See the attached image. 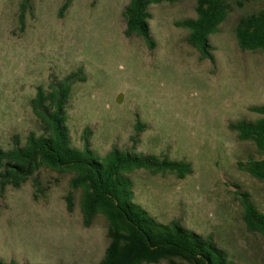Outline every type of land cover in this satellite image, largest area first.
Listing matches in <instances>:
<instances>
[{
  "label": "rangeland",
  "instance_id": "rangeland-1",
  "mask_svg": "<svg viewBox=\"0 0 264 264\" xmlns=\"http://www.w3.org/2000/svg\"><path fill=\"white\" fill-rule=\"evenodd\" d=\"M21 1L0 0V149H11L15 136L23 146L30 133H41L30 107L37 87L47 90L80 70L83 80L72 85L66 105L70 146L82 149L87 128L97 156L115 147L188 163L192 172L184 179L144 169L125 175L133 202L159 223L176 220L211 237L235 264H264V237L246 229L237 195L247 193L264 213V181L238 165L263 153L228 129L256 120L249 107L264 105V55L240 50L234 35L238 20L264 8V0H227L230 11L209 36L213 61L202 59L187 43L188 31L176 25L195 18L197 0L148 6L152 50L125 35L128 0H70L62 14L63 0H31L20 25ZM72 177L41 166L19 188H4L0 262L99 264L106 221L98 214L83 226Z\"/></svg>",
  "mask_w": 264,
  "mask_h": 264
},
{
  "label": "trees",
  "instance_id": "trees-1",
  "mask_svg": "<svg viewBox=\"0 0 264 264\" xmlns=\"http://www.w3.org/2000/svg\"><path fill=\"white\" fill-rule=\"evenodd\" d=\"M31 0L19 4L18 21L23 25L25 12ZM176 0H128L123 10L125 35H136L149 50L155 47L150 35L147 8L150 4L173 3ZM70 5L63 0L62 14ZM239 7L242 6L238 3ZM230 11L227 0H197L195 18L177 22L188 31L187 43L202 59L213 61L209 36L216 33ZM235 40L242 51L264 55V8L255 14L241 17L235 27ZM81 73H70L61 80L51 81L48 89L37 87L30 100L33 115L39 122L41 133H30L23 146L17 136L9 150L0 149V195L6 186L19 188L39 167L73 174L72 190H80L82 224L89 227L96 215L107 225V248L99 264H155L162 259L177 264L179 258L188 264H235L226 253L213 243L211 237H202L183 228L178 221L162 224L133 202L131 182L125 175L144 169L152 175L171 173L178 179L191 174L184 161H169L166 157L143 155L113 147L104 156L93 154L89 143V129L81 135L82 149L70 146L66 127V105L72 85L82 81ZM259 116L254 121H238L228 125L239 141L252 142L263 153L260 160H251L239 167L251 177L264 181V105L248 109ZM140 126H136L138 132ZM133 138V137H132ZM242 206V220L246 229L264 237V213L259 212L247 193H237ZM66 210H72V197H65ZM0 264H4L0 262ZM14 264V263H10Z\"/></svg>",
  "mask_w": 264,
  "mask_h": 264
}]
</instances>
